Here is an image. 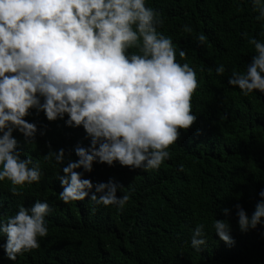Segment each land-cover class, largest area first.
Returning a JSON list of instances; mask_svg holds the SVG:
<instances>
[{"label": "clouds", "instance_id": "obj_1", "mask_svg": "<svg viewBox=\"0 0 264 264\" xmlns=\"http://www.w3.org/2000/svg\"><path fill=\"white\" fill-rule=\"evenodd\" d=\"M250 4L264 36V0ZM163 23L146 0H0V182L8 181L11 193L42 178L39 163L25 149L21 158V144L13 136L16 131L27 144L35 143L37 125L25 119L32 111L43 112L49 122L83 128L89 140L86 147L78 143L73 148L76 160L50 145L43 156L60 166L58 198L65 204L87 198L119 213L129 200L127 194L117 196L123 188L119 182L110 178L93 184L84 173H91L94 164L116 163L155 171L170 158V146L197 118L191 99L198 82L188 63L176 61L171 38L158 30ZM183 31L192 28L184 25ZM243 36L254 55L246 71L233 70L227 83L244 97L254 90L264 94V40L246 32ZM197 40L203 44L206 37L199 34ZM179 55L183 59L185 52ZM224 72V64H218L216 75ZM258 196L250 217L235 205L241 232L264 227V188ZM49 212L48 203L38 200L0 217L5 237L0 247L8 260L40 247L39 240L48 234ZM223 213L227 216L229 209ZM211 231L226 246L234 245L227 220L215 219ZM206 243L205 224L198 223L190 246L201 252Z\"/></svg>", "mask_w": 264, "mask_h": 264}, {"label": "trees", "instance_id": "obj_2", "mask_svg": "<svg viewBox=\"0 0 264 264\" xmlns=\"http://www.w3.org/2000/svg\"><path fill=\"white\" fill-rule=\"evenodd\" d=\"M146 6L164 20L158 30L171 38L176 61L196 72L198 88L191 99L195 122L181 130L169 148L170 158L155 171L116 163L94 164L91 173H84L93 184L110 178L119 182L123 188L117 196L127 194L129 200L118 213L87 198L70 204L59 200L57 177L63 173L43 156L50 145L76 160L73 148L78 143L86 147L89 140L83 128L67 127L63 120L49 122L43 112L32 111L25 119L37 125L35 143L27 144L16 131L13 136L21 144V158L25 149L39 163L42 178L19 194L9 191L8 181L0 182V217L13 215L17 205L47 202L48 234L38 249L14 262L0 247V264H264V227L241 232L235 214L238 203L250 217L264 188V94L254 90L244 97L227 83L233 70L246 71L254 55L243 33L264 40L257 13L250 0H146ZM184 25L192 32H184ZM199 34L206 37L203 44ZM218 64L225 66L221 76L215 73ZM215 219L230 224L231 247L211 231ZM198 223L205 224L207 239L201 252L190 246ZM4 239L0 235V245Z\"/></svg>", "mask_w": 264, "mask_h": 264}]
</instances>
